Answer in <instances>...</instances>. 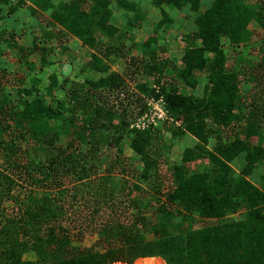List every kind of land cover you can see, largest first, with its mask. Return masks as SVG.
Masks as SVG:
<instances>
[{"label": "trees", "instance_id": "1", "mask_svg": "<svg viewBox=\"0 0 264 264\" xmlns=\"http://www.w3.org/2000/svg\"><path fill=\"white\" fill-rule=\"evenodd\" d=\"M5 1L0 0V4ZM32 1L42 11L49 13V23L55 26L56 35L61 40L73 37L83 47L94 50L87 68L107 75L97 82L87 81L82 94H79L78 85L71 84L67 88L66 102L71 113L74 116L78 110L92 113L81 125L74 123V117L64 121L63 110L53 109L40 97L25 102L21 110L11 108L5 99L0 101V210L4 209L3 204L7 201L15 202L19 210L16 214L0 215V264H132L139 258L154 255L168 256L174 264H264V190L248 179L264 159V147L252 145L251 142L261 134V126L248 124L243 129V138L226 132L232 121L241 116L238 112L240 81L237 74L226 72V54L222 46V39H228L232 45L240 43L243 30L252 21L258 22L264 30V10H254L244 0H214L205 13L195 18L198 30L194 36L202 44L185 49L181 58L182 67L177 73V84L162 83L163 68L155 64L145 66L144 71L155 77L160 92L157 93L147 84L138 85V91L146 93L141 95L143 98L164 97L169 115L163 123L165 128L173 129L175 126L171 125V120L176 122L181 119V125L177 131H173L174 135L188 133L200 142L196 151L185 153L183 165L199 156H206L214 166L213 171L204 173L189 172L185 166L173 167L172 188L165 195L167 201L159 207L164 219L160 226L168 228L173 212L184 214L190 223L195 220V214L207 220L220 221L229 213H238L240 209L245 210L244 218L221 225L209 224L197 232H189L186 237L161 238L159 242L152 243L132 231L108 226L101 232L98 245L95 246H103L104 252L101 253L96 249L82 251L72 247L65 227L60 224L59 214H56L59 206L48 194L37 198L31 190L21 197L19 194L14 195V191L26 187L43 189L52 183L61 187L62 182L58 183L53 178L64 174L62 170L66 174L70 172L78 176L79 182L91 176L89 170L93 165L86 168L84 156L74 157L67 149L54 144L60 134L67 133L65 127H69L77 133L80 143L97 145L100 131L116 130L117 126L112 124L114 119L122 118V114L127 116V108L122 113H116L113 106H107L110 102H107L105 95L110 97L124 92L115 89L121 88L125 80L116 72L108 73L110 65L103 56H107L110 51L120 52L123 46V33L111 23L114 13L112 2H116L119 9L132 13L136 12L137 3L134 0ZM153 1L156 6L166 4L182 9L189 5L193 11H198L201 0ZM259 2L264 4L263 0ZM30 8L34 16L39 13L40 9ZM13 10L10 9L7 14H12ZM100 37L109 42L107 48L99 44ZM190 39L194 40L192 37ZM116 43L118 46H112ZM148 46L152 48L147 42L145 50ZM123 54L128 56L127 52ZM204 71L208 73L210 86L206 87L202 97L180 93L182 86L195 88L197 73ZM51 81L48 87L50 92L55 88L58 76L53 75ZM20 93L31 95L27 90ZM116 95L119 97V94ZM99 99L105 100L104 106L93 105L92 101ZM144 111L145 107H142L139 114ZM52 116L60 117L66 126L61 124L55 130L56 134L49 136L48 119ZM257 116L254 117L259 120ZM3 130L7 131L9 137L2 135ZM153 130L150 127L135 132L131 142L132 149L143 159L144 176L147 178L155 167L149 150L161 129ZM13 133L17 135L13 136ZM230 135L236 137L232 142ZM211 136H214L216 143L209 150ZM40 138L43 141L41 146ZM113 142L119 145L118 139ZM241 155H244L246 165L236 178L231 163ZM136 188L140 189L139 186ZM94 202L101 204L102 201L97 197ZM181 206L184 207L182 211L179 209ZM28 246L40 254L43 260L38 263L23 261L22 252Z\"/></svg>", "mask_w": 264, "mask_h": 264}, {"label": "rangeland", "instance_id": "2", "mask_svg": "<svg viewBox=\"0 0 264 264\" xmlns=\"http://www.w3.org/2000/svg\"><path fill=\"white\" fill-rule=\"evenodd\" d=\"M134 1L137 3L135 13L119 9L116 2H112L114 13L111 23L118 26L123 33V42L121 41L123 46L120 47L119 44L120 52L110 51L107 56H103L110 65L108 73L116 72L125 80L121 88L115 90L124 91L126 99L121 100L116 95L121 91L110 97L106 94V100L110 102L107 106H113L116 113H122L127 108V116L122 114V118L114 119L112 124L117 126L116 130L100 131L97 135V145L80 143L77 133L64 125L66 123L64 121L73 117L76 125L84 124L86 118H90L92 114L90 111L78 110L74 116L66 102V92L67 88L74 84L78 85L79 94H82L87 87V81L97 82L107 75L87 68L93 53L88 52L87 48L85 49L73 37L61 40V37L56 35L55 26L49 23V13L42 11L32 0H6L0 4V101L5 99L11 108L21 110L25 102L40 97L53 109H62L64 121L58 116L48 119L50 125L48 135L56 134L55 130L61 124L64 125L67 133L60 134L54 145L67 149L74 157L84 156L86 168L93 165L89 170L91 176L87 180L79 182L78 176L70 172L66 174L67 172L62 170L61 173L64 174L53 180L62 182L63 186L59 187L52 183L43 189L17 188L14 195L19 194L22 197L31 190L37 198L48 194L50 199L57 203V207L59 206L56 214H59L60 224L65 227L72 247L80 248L82 251L96 249L104 252L103 246L102 248L95 246L98 245L101 232L108 226H119L121 229L132 231L141 237L144 236L146 242L152 243L159 242L161 238L186 237L189 232H197L209 224L221 225L241 220L245 215V210L240 209L238 213H229L220 221H212L195 214L193 216L195 220L190 223L184 214L173 212L168 228L163 229L160 226L164 219L159 207L167 201L165 195L167 190L172 188L173 167L185 166L189 172L204 173L213 171L214 166L206 156H199L193 162L183 165L185 153L190 150L196 151L200 142L188 133L174 135L173 131H177L181 119L176 122L171 120V125L175 126L171 130L164 127L165 121H159L153 129H161L160 133L155 137L153 147L149 150L155 167L150 171L148 178L144 176L143 159L131 147L132 137L139 131L133 128L132 124L140 117L141 108L145 106L144 100L152 97L146 96L143 99L142 96L146 93L138 91V85L147 84L151 89L160 90L155 77L152 74L147 75L144 71L145 66L155 64H160L163 68L162 83L177 84V73L182 67L181 58L185 49L202 44L201 40L194 36L198 30L195 18L205 13L214 0H201L198 11H193L189 5L177 9L166 4L156 6L153 0ZM244 3L254 10H264V4L262 5L259 0H244ZM30 6L32 9H40L39 13L35 16L31 14ZM10 9L14 10L8 15ZM190 40L192 42L189 43ZM147 42L152 48L148 46L149 48L145 50ZM99 44H104L107 48L109 42L100 37ZM115 45L118 46L117 43L112 44L114 47ZM222 46L226 54V72L237 74L240 81L238 112L241 116L232 121L230 129L226 132L243 138V129L248 124H258L261 126L259 128L261 134L254 137L251 142L252 145L264 147V30L258 22L252 21L243 30L240 43L232 45L228 39H222ZM68 48L71 54L67 52ZM124 52H127L128 56L124 55ZM53 75L58 76V82L50 92L48 87L52 83ZM197 75L196 87L182 86L180 93L195 97L204 95L206 87L210 86L208 73L204 71ZM66 82L69 84L66 85ZM24 90L30 91L31 95L20 93ZM103 101L105 100L99 99L92 103L94 106L102 107ZM115 105L119 107L116 108ZM256 114L259 120L255 119ZM2 135L5 138L9 137L5 130ZM12 135L15 136L17 133ZM235 138L234 135L229 136L231 142ZM40 139L41 146L43 141ZM115 139L119 140V145L113 142ZM215 143L214 136H211L208 149L212 150ZM245 165L244 155L231 163L234 177L238 178L242 174ZM248 179L256 187L264 190V159L250 173ZM97 197L100 198V202L102 201L101 204L94 202ZM3 206L4 209L0 210L1 216L16 214L19 211L15 202L7 201ZM183 208L181 206L179 209L182 211ZM29 247L31 246L23 250L22 260L36 263L42 261L40 254ZM132 264L174 262L168 256L154 255L139 258Z\"/></svg>", "mask_w": 264, "mask_h": 264}, {"label": "built area", "instance_id": "3", "mask_svg": "<svg viewBox=\"0 0 264 264\" xmlns=\"http://www.w3.org/2000/svg\"><path fill=\"white\" fill-rule=\"evenodd\" d=\"M156 92L159 93V89L156 88ZM119 98L122 100L125 98L124 92L119 93ZM144 99V98H143ZM145 101V111L141 113L140 117L134 120L132 127L138 130H147L150 127H156L157 122L168 120V109L163 96L159 98H147ZM143 114V115H142Z\"/></svg>", "mask_w": 264, "mask_h": 264}, {"label": "crops", "instance_id": "4", "mask_svg": "<svg viewBox=\"0 0 264 264\" xmlns=\"http://www.w3.org/2000/svg\"><path fill=\"white\" fill-rule=\"evenodd\" d=\"M15 18V17H14ZM11 19H13V18H10V20ZM8 20V19H7ZM7 20H5V21H7ZM14 22V21H13ZM116 27H118V26H116ZM119 28V27H118ZM120 29V28H119ZM77 40V39H76ZM78 41V40H77ZM80 43V42H79ZM85 48V47H84ZM86 49V48H85ZM87 50H88V52H91V53H94V50H90V49H88L87 48ZM85 51V50H84ZM67 52L69 53V54H71V51L69 50V48L67 49ZM72 56H74V55H72ZM1 59V58H0Z\"/></svg>", "mask_w": 264, "mask_h": 264}]
</instances>
